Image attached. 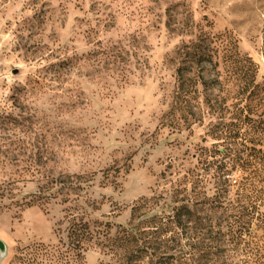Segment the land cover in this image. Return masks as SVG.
I'll use <instances>...</instances> for the list:
<instances>
[{"label":"rangeland","instance_id":"374dc122","mask_svg":"<svg viewBox=\"0 0 264 264\" xmlns=\"http://www.w3.org/2000/svg\"><path fill=\"white\" fill-rule=\"evenodd\" d=\"M262 153L264 0H0V264H158L188 236L263 264L255 219L228 233Z\"/></svg>","mask_w":264,"mask_h":264},{"label":"trees","instance_id":"16d2710c","mask_svg":"<svg viewBox=\"0 0 264 264\" xmlns=\"http://www.w3.org/2000/svg\"><path fill=\"white\" fill-rule=\"evenodd\" d=\"M184 75L185 72L179 69L178 79L180 88H182L185 84ZM207 83L208 82L206 80H203V84L205 86L208 85ZM260 157H264V154L262 153ZM253 174H256V172H253ZM238 188L241 190V194L243 196H241V199L239 200H242L243 202L238 204L236 212L237 216H234V220L230 222L231 228L229 227L228 233H230V229H234L232 236L233 239L240 237L243 232V228L249 226V223L251 226L253 219L257 221L255 223L257 228L264 229V211L261 210L264 208V182L253 183L239 181ZM224 191L227 192L228 190L226 189ZM232 208L235 209L236 206H232ZM139 209L140 205L132 207L133 216ZM192 215L193 211L187 205L181 204L177 206L173 214L175 226L181 230L184 229L185 221L191 220ZM183 216L184 219H182ZM134 230V226L122 227L120 234L112 238L113 243L116 245L115 253H118V249H121L124 251L125 255L126 253L128 254L127 257L131 258V260L137 258V253H141L142 251L145 252L149 247L146 244L137 245V232H134ZM185 240L186 242H177L176 240V246H173L172 248L175 253H168L166 251L162 252V254H160V261L158 264H174L175 262H178L177 264H225V261L218 263V258L221 255L227 256V252L232 249L222 248L218 250V248L214 249L216 246L213 245L200 246L195 241V236H188ZM203 259H206V262H201ZM129 263L130 262H127V264Z\"/></svg>","mask_w":264,"mask_h":264},{"label":"water","instance_id":"95a60500","mask_svg":"<svg viewBox=\"0 0 264 264\" xmlns=\"http://www.w3.org/2000/svg\"><path fill=\"white\" fill-rule=\"evenodd\" d=\"M0 249L3 250L4 249V246H3V243L2 241L0 240Z\"/></svg>","mask_w":264,"mask_h":264}]
</instances>
